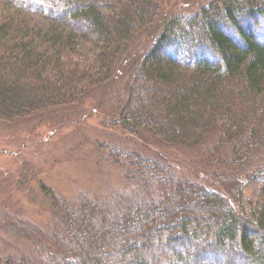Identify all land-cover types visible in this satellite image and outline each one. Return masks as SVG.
<instances>
[{"label": "trees", "instance_id": "1", "mask_svg": "<svg viewBox=\"0 0 264 264\" xmlns=\"http://www.w3.org/2000/svg\"><path fill=\"white\" fill-rule=\"evenodd\" d=\"M160 1L0 0V120L66 107L105 87L137 54L134 40L155 22ZM253 19L264 30V0H212L172 16L117 94L125 98L117 125L186 149L213 144L212 156L261 184L255 205L212 180L176 183L174 172L171 183L157 181L160 199L144 201L136 194L149 182L129 170L130 197L119 201L139 206L120 230L89 199L72 209L47 194L56 251L35 264H210L229 255L264 264V33L248 27ZM80 42L94 47L84 61Z\"/></svg>", "mask_w": 264, "mask_h": 264}, {"label": "rangeland", "instance_id": "2", "mask_svg": "<svg viewBox=\"0 0 264 264\" xmlns=\"http://www.w3.org/2000/svg\"><path fill=\"white\" fill-rule=\"evenodd\" d=\"M211 1L161 0L155 22L134 40L133 51L137 54L117 66L115 77L105 87L88 92L66 107L36 112L13 122L0 120V264H35L44 258L43 253H55L56 246L49 235L55 221L49 193L72 209L82 199H89L101 206L100 210L108 209V226L112 230L123 228L139 206L129 208V200L119 201L130 197L129 170L132 176L141 173L149 182H144L145 187L136 194L144 201L160 199L157 181L163 177L171 183L170 176L175 174L176 183L183 178L203 184L212 180L215 187L242 192L243 198L255 205L261 184L236 175V169L230 167L234 164L212 156L216 151L213 144L186 149L166 143L152 132L132 134L117 125L125 99L117 94L125 90L130 71L134 72L140 58L153 47L159 30L172 16L196 14ZM34 21L45 24L39 18ZM249 22L251 30H263L260 19ZM240 25L245 26V21ZM93 51L92 44L80 42L77 55L84 61ZM137 114L148 119L139 111ZM112 148L116 156L109 150ZM119 153L128 156L134 166L130 168L125 157H117ZM166 189L170 190L164 188L163 192ZM132 196L134 203L140 202L138 196ZM218 260L210 264L244 261L238 257L233 262L230 255Z\"/></svg>", "mask_w": 264, "mask_h": 264}]
</instances>
